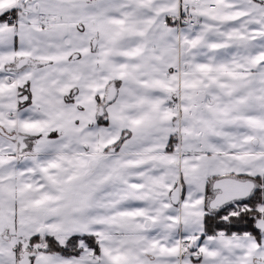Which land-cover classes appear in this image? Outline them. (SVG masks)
Returning a JSON list of instances; mask_svg holds the SVG:
<instances>
[{
	"label": "snow or ice",
	"instance_id": "1",
	"mask_svg": "<svg viewBox=\"0 0 264 264\" xmlns=\"http://www.w3.org/2000/svg\"><path fill=\"white\" fill-rule=\"evenodd\" d=\"M0 264H264V0H0Z\"/></svg>",
	"mask_w": 264,
	"mask_h": 264
}]
</instances>
